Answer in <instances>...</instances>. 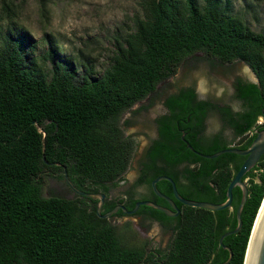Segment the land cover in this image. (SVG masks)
<instances>
[{
	"label": "trees",
	"instance_id": "16d2710c",
	"mask_svg": "<svg viewBox=\"0 0 264 264\" xmlns=\"http://www.w3.org/2000/svg\"><path fill=\"white\" fill-rule=\"evenodd\" d=\"M138 4L134 28L122 36L111 65L95 80L85 74L79 82L74 63L56 62L50 51L40 63L36 56L29 58L26 50L34 49V42L0 27V264H143L145 244L128 243L119 227L99 216L79 194L72 199L43 196L42 183L46 175L64 179V168L73 184L88 192L121 177L134 150V141L119 126L121 114L174 75L194 53L222 63L244 61L257 81H236L235 98L242 107L234 112L228 105L197 99L193 88L170 100L172 106L194 109L196 131L188 138L193 148L210 154L230 146L220 134L211 142L198 137L208 106L220 108L226 125L239 138L237 147H248L255 128H264V122L256 123L258 116L264 117V33L246 27L242 16L232 13L223 0ZM3 11L11 14L8 2ZM163 125V134H168L167 121ZM39 127L46 133L44 143ZM156 149L186 150L194 168L186 170L190 188L178 186L180 193L214 203L225 200L227 186L245 159L234 153L207 158L184 145L164 142ZM244 179L249 192L241 228L223 239L233 252L227 264H244L264 196V154ZM240 197L235 187L231 207L222 210L180 205L179 225L164 264L227 260L229 252L219 238L236 226Z\"/></svg>",
	"mask_w": 264,
	"mask_h": 264
},
{
	"label": "rangeland",
	"instance_id": "374dc122",
	"mask_svg": "<svg viewBox=\"0 0 264 264\" xmlns=\"http://www.w3.org/2000/svg\"><path fill=\"white\" fill-rule=\"evenodd\" d=\"M139 0H0V27L4 33L14 32L34 42V49L26 50L29 58L36 56L37 62L50 51L56 62L74 63L78 81L86 74L90 79L100 78L111 65L118 44H123L122 36L134 28L133 17L140 14ZM228 2L232 13L242 16L246 27L254 32L264 33V0H223ZM8 2L12 12L10 17L3 11ZM79 60V61H76ZM78 62L79 64L75 63ZM51 66V62H48ZM238 79L257 81L250 65L244 61L222 63L202 52L187 57L177 68V72L164 80L166 92L177 91L181 87L193 88L197 98L226 104L232 110L240 109L241 102L235 98V84ZM152 103L129 115L130 110L148 103V98L136 102L120 116L119 126L123 134L134 141L133 158L126 175L132 179L136 161L153 133V119L163 110L162 96L151 98ZM218 135L237 146L239 138L223 124L219 115L212 112L206 121L205 134L208 139ZM204 137L203 138H207ZM248 184V179H246ZM43 196L76 198L58 174L46 175L42 183ZM129 223V224H128ZM124 239L130 244H146L159 247L166 243L168 233H160L153 225L148 233L136 232L131 222L116 224Z\"/></svg>",
	"mask_w": 264,
	"mask_h": 264
},
{
	"label": "flooded vegetation",
	"instance_id": "af4514ba",
	"mask_svg": "<svg viewBox=\"0 0 264 264\" xmlns=\"http://www.w3.org/2000/svg\"><path fill=\"white\" fill-rule=\"evenodd\" d=\"M163 82L164 80L158 83L155 90L145 97L148 98V103L142 104L141 106H139V108L130 110L129 112V115H134L137 110L145 108L148 104H151L153 101L151 100V98L153 96L159 94L162 96L161 103L163 105V110L153 119L154 134L152 135L150 140L147 141V145H145L143 151L140 153L136 161V167L135 172L133 174V178L130 179L126 175V170L121 177H118L112 182L105 184L106 187L104 185H100L99 187H97L96 191H91L104 194L102 198L103 203L101 207V213L104 214L113 211V213H111L110 215L103 217L110 223L116 225L122 222H131L132 226L136 230V232L133 233H148L150 227L156 225L160 229V233L169 234L166 243L163 244V239L162 241H160L159 247H149L148 243L145 244V255L143 259V264H164V254L168 251L170 243L175 233L177 232V228L179 225V216L181 213L180 205H185L179 202L174 197L171 183L168 180L163 179L157 182L156 189L153 187L152 181L160 176H169L175 182L177 190L180 193L178 186L183 189L190 188L186 170L188 168H194V163L189 162L186 158V150L166 151L156 149L158 142H164L169 146L173 147L179 146V144L188 147L189 135L196 131L195 123L197 119L194 117L193 107L191 106L189 109L186 110L176 104L172 106V104L170 103V100L172 98L180 96L183 91L190 87H181L177 91L166 92V90L163 88ZM211 104H214L215 106L219 107L227 106L226 104H218L214 102H212ZM234 111L235 110H233V112ZM212 112L219 115L221 122L226 125L224 115L221 112L220 108L208 106L201 122L200 127L202 129H200L199 131V138H203V136L207 137L205 134L206 121L208 115ZM164 121H167V124L170 128L168 134H163ZM263 122L264 117L262 115L258 116L256 123L262 124ZM256 129L259 128H255V130ZM173 134L175 138H179L181 141L178 142L177 139H172ZM124 136L128 137L126 135ZM215 137L216 133L212 134L209 139L208 137L206 139L211 142L215 139ZM188 149L190 148L188 147ZM196 151H200H194V153L198 155ZM171 154L173 155V157H171ZM132 158L133 152L131 154L130 162ZM91 189L94 190L93 187H91ZM182 196L185 197L184 195ZM85 198L87 205L90 208L96 209V205L99 202L100 198ZM168 198L172 199L179 208L178 214L175 216H168L162 209H158L146 204H140L137 209L132 212L133 208L135 207V204L137 202L142 201H150L161 207L170 208L171 210H173L171 208V203ZM120 233L125 232L120 230Z\"/></svg>",
	"mask_w": 264,
	"mask_h": 264
},
{
	"label": "water",
	"instance_id": "95a60500",
	"mask_svg": "<svg viewBox=\"0 0 264 264\" xmlns=\"http://www.w3.org/2000/svg\"><path fill=\"white\" fill-rule=\"evenodd\" d=\"M38 131L42 133L43 135L42 142L44 143L45 136H46L45 130L42 127H39ZM255 134L256 136L254 137L252 142L249 144V146L246 148H240L237 146H229V147L219 149L210 154H205V153L196 151L198 155L207 157V158H214L223 153H234V154L242 155L245 157L244 161L242 162L239 169L237 170L234 177L231 179V181L229 182L227 186L226 193H225V200L220 203H214V202L203 201V200H195V199H189V198L183 197L178 192L175 182L169 176H160L152 181V185L156 189L157 182L163 179L168 180L171 183L172 192L174 194V197L179 202L185 205L201 207V208H205L208 210H222V209L231 207L232 199H233V189L235 187H238L240 189L241 197H240L238 207L236 209V226L233 229L223 233L221 237L219 238L220 245L222 246V248L226 249L229 252V256L227 260H225L224 262L215 263V264H227L233 256V252L231 248L228 245H225L223 243V239L228 235L235 234L241 228V225H242L241 213L247 201L248 192H249L248 184L246 180L244 179V176L257 164L261 156L264 154V129H256ZM188 147L191 150L195 151L193 146L189 143H188ZM42 150L44 153V150H45L44 144H43ZM43 159L44 161H46L45 157ZM54 164L59 165L58 162H54ZM63 174H64V179L67 185L76 194H79L84 197H89V198H100L99 202L96 205V212L99 216L105 217L113 213V211H110L104 214L101 213V207L103 203L102 198L104 196L103 193L88 192V191L81 190L73 184L65 168L63 170ZM168 200L170 201L171 208L173 210H171L170 208L161 207L150 201H142V202H137L135 204V207L133 208L132 212H134L140 204H146V205L158 208V209H162L168 216L177 215L179 208L177 207V205L174 203L172 199L168 198ZM244 264H264V196L261 201L260 207L257 211L256 217H255L252 229H251V233H250L247 248H246Z\"/></svg>",
	"mask_w": 264,
	"mask_h": 264
}]
</instances>
